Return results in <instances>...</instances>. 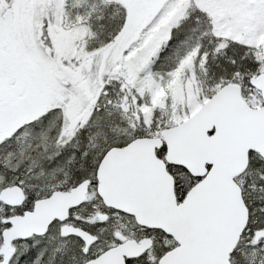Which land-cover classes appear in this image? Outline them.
Listing matches in <instances>:
<instances>
[{
	"label": "snow or ice",
	"instance_id": "snow-or-ice-1",
	"mask_svg": "<svg viewBox=\"0 0 264 264\" xmlns=\"http://www.w3.org/2000/svg\"><path fill=\"white\" fill-rule=\"evenodd\" d=\"M0 264H264V0H0Z\"/></svg>",
	"mask_w": 264,
	"mask_h": 264
}]
</instances>
